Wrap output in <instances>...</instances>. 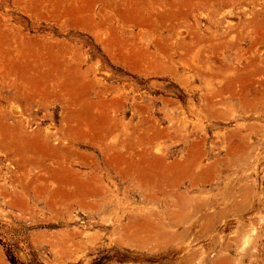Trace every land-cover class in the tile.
I'll list each match as a JSON object with an SVG mask.
<instances>
[{
  "label": "rangeland",
  "instance_id": "1",
  "mask_svg": "<svg viewBox=\"0 0 264 264\" xmlns=\"http://www.w3.org/2000/svg\"><path fill=\"white\" fill-rule=\"evenodd\" d=\"M0 264H264V0H0Z\"/></svg>",
  "mask_w": 264,
  "mask_h": 264
},
{
  "label": "bare ground",
  "instance_id": "2",
  "mask_svg": "<svg viewBox=\"0 0 264 264\" xmlns=\"http://www.w3.org/2000/svg\"><path fill=\"white\" fill-rule=\"evenodd\" d=\"M157 157H155V159H156ZM158 160V159H157Z\"/></svg>",
  "mask_w": 264,
  "mask_h": 264
}]
</instances>
